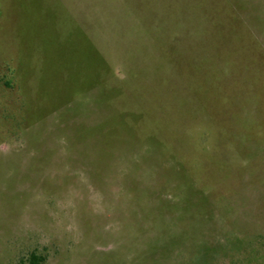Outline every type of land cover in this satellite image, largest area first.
Returning <instances> with one entry per match:
<instances>
[{
	"label": "rangeland",
	"instance_id": "374dc122",
	"mask_svg": "<svg viewBox=\"0 0 264 264\" xmlns=\"http://www.w3.org/2000/svg\"><path fill=\"white\" fill-rule=\"evenodd\" d=\"M264 264V0H0V264Z\"/></svg>",
	"mask_w": 264,
	"mask_h": 264
},
{
	"label": "trees",
	"instance_id": "16d2710c",
	"mask_svg": "<svg viewBox=\"0 0 264 264\" xmlns=\"http://www.w3.org/2000/svg\"><path fill=\"white\" fill-rule=\"evenodd\" d=\"M42 258L35 255V254H30L29 257L26 258H21V262L19 264H41Z\"/></svg>",
	"mask_w": 264,
	"mask_h": 264
}]
</instances>
